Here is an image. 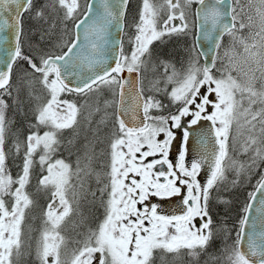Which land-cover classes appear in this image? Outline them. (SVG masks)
Returning <instances> with one entry per match:
<instances>
[{"label": "snow or ice", "instance_id": "1", "mask_svg": "<svg viewBox=\"0 0 264 264\" xmlns=\"http://www.w3.org/2000/svg\"><path fill=\"white\" fill-rule=\"evenodd\" d=\"M128 2L85 0L82 6L81 0H54L51 7L60 10L64 32L59 54L48 51L33 58L24 54L21 38L24 14L34 10V0H0V33H7L0 36V44L5 45L0 48V264H19L25 254L24 222L34 204L27 188L36 164L41 173L37 190L48 193L35 245L39 264H155L157 258L163 264L166 254L179 255L184 249L198 257L221 230L228 235L235 231L232 245L224 249L227 264H264V217L259 232L255 222L248 231L252 203L243 207L234 229L226 224L214 226L210 214L212 189L226 179L229 169L239 174L245 167L229 154L234 126L232 138L239 140L241 153L252 154L251 164L264 160V0H248L254 14L247 15V22L239 18L243 9L237 11L238 0H142L126 52L123 39H110V30H123ZM48 7L35 10V16L45 19ZM246 28L248 36L241 34ZM173 35L192 36L186 67L178 72L160 60L164 87L156 80L153 94L146 96L142 71L151 60V46ZM225 35L232 38L233 46L224 53L227 63L216 69ZM206 41L216 56L208 57ZM19 61L31 70L25 72L27 87L31 90L38 83L46 95L41 99L29 91V97L37 101L35 123L23 141L12 144L13 155L21 159L20 170L13 176L5 149L11 121L4 96L12 95L13 69ZM132 74H136L134 80ZM168 85H172L170 91ZM101 87L112 95L106 101L113 109L114 123L107 170L95 172L91 157L84 167L78 159L74 169L55 158L60 134L75 126L80 114V107L63 97L87 95ZM16 91L14 103H20L19 88ZM159 92L177 105L174 112L152 114L165 107L156 99ZM201 121L210 122V128L198 134L195 154L189 159L193 133L185 124L196 126ZM176 129L183 130V147L170 158ZM205 165L208 175L201 183ZM90 175L102 184L97 191L103 218L65 260L62 251L68 241L63 225L80 196L87 193L96 199V192L88 193L85 187L84 178ZM256 192L264 193V175L257 181ZM157 197L162 201L178 197L177 211L165 214L161 204L154 202ZM250 199H256L255 193ZM259 205L256 211L264 212V199Z\"/></svg>", "mask_w": 264, "mask_h": 264}, {"label": "rangeland", "instance_id": "2", "mask_svg": "<svg viewBox=\"0 0 264 264\" xmlns=\"http://www.w3.org/2000/svg\"><path fill=\"white\" fill-rule=\"evenodd\" d=\"M53 2L54 0H34V10L30 13L25 14V23L23 24L22 35V45L25 55H31L33 56V58H35L41 55L43 52L52 51L56 52L57 54L59 53L61 41L64 38L63 25L60 22L62 14L59 9L54 10L51 7ZM84 3L85 0H81L82 6ZM141 3L142 0H131L129 4L123 36L124 47L126 52L131 47V45L129 44V38L134 35V24L138 20V14L141 8ZM45 5H49L46 10V18H37L35 16V10L43 8ZM235 7L237 8L238 12L240 11V9H243V12L240 14L239 18L244 19L245 22H247V15L254 14L253 9L249 6L248 0H238V2L235 4ZM189 18L191 19V17ZM52 24H55V27H50ZM69 27H71L70 24ZM249 31L250 29L246 28L241 34L244 36H248ZM191 43V35H173L170 38L166 37L163 42H154V44L151 46V60L147 68L142 71V86L146 96L153 94L151 89L154 81L160 80V87H164V68L160 65V60L167 61L170 64L174 65L178 72L183 71V69L186 67V61L188 59L189 48L191 46ZM232 46V38L226 35L221 43L220 49L218 50L216 69L222 68V66L227 63L226 59L224 58V53ZM38 49L42 50V53L38 52ZM235 49L237 52L241 51V48L238 44L235 45ZM19 62H22L24 65H26V63L23 61ZM169 72H171V69H169ZM28 78L29 77H27L25 74V69H23V72L18 74L16 84H14L13 88L11 89L12 95L4 96V99L8 103V108L6 112H8V109L10 108V103H12V105L14 106L16 104L14 103V98L17 96V88H19L21 91L20 95H24V97L28 98V100H32L29 97V91H31L34 96L41 97L42 99L46 95L44 90L38 83L34 84L32 89L30 90L24 82ZM171 87L172 85H168L169 91L171 90ZM257 87H259V82L257 83ZM14 95L16 96L14 97ZM155 96L156 99L160 100L165 105V107L163 110H153V115H167L169 111H175L177 105L170 103L169 98L165 93H155ZM63 98L75 102L80 107V114L78 116L77 124L72 128H69V130L72 131L70 137H67L65 138V141H62V143H64V150H66L67 152L71 151L70 146L72 142H77L78 139L83 138L82 136L84 135L82 129L89 130L90 136L88 137L89 140H86V149L84 152L85 155H81L82 153L79 150L81 154H77L76 156L72 157L71 160H67L60 156L57 152L55 158L64 159L66 162L72 164L74 169L78 159L81 162V167H84V165L88 163L87 157H91L93 161L95 160V158H98V165L93 166L94 168H96L95 172L106 171L107 169L105 165L108 162V145L111 133L114 128L112 117L113 109L112 107L106 106V101L110 102L112 100L110 90L106 87H101L98 91L89 93L87 95L76 96L67 94ZM6 117L9 121L12 122V114L6 113ZM33 123H35V119L34 121L30 119L26 120V128L29 131L30 125ZM185 126L188 128H192V130H194L195 128L194 131L199 134L200 132L207 131L210 128V122L201 121L200 124L196 126H191L189 124H185ZM192 130L189 129V131L193 133ZM63 132L64 131H62V133ZM175 132L176 139L173 141L172 144L170 158L171 156L178 154V152L182 150L183 147V130L176 129ZM193 136L194 134L189 139V159L194 156L196 149L195 147H193L195 146V144L193 143V139H191ZM235 136L236 129L234 126L232 136H230L228 142L229 154L231 157H233L240 163H243L245 167L243 170L239 171V174H237V171L235 169H229L225 174L226 179L212 189L210 197V214L212 215V218L213 213L211 209H214L215 205L212 204V202H217L222 205L225 204L224 212L222 214V217L220 218V222L224 220V224H226L229 229L232 228L233 220L236 221V214H234L233 206H231L234 204V200L233 202H230L232 199L226 198V196L223 194H227L229 190L238 187L240 184L248 182V180L253 182L259 173L261 174L264 172V160H257L255 164H251L250 157L252 154L241 153L239 140H234L232 138ZM95 146L97 149H95ZM68 155L69 154H67V157ZM249 164H251V167H249ZM207 175V165H205V170H202L199 176V178L201 179V183L206 182ZM73 183H76L75 179L73 180ZM84 183L86 189L88 190V193L96 192V199H93V197L87 193L80 196L78 204H74V213L68 218L66 223L63 225L62 233L66 236L68 241L66 247L62 251V258L65 260H70L72 250L78 246L77 242L82 241L89 232V230L94 229L99 220L103 218V207L101 206L99 200L100 193L99 191H97L99 187H102V184H97L95 175L85 177ZM227 189L229 190L227 191ZM77 191L79 192L80 189L77 188ZM213 196H215L216 198H212ZM173 198L174 197L162 201L160 198L157 197L154 198V202L161 204V208L165 214H170L177 211L178 203L174 204ZM91 203L94 204L92 205ZM94 215H96V217ZM42 220L41 222H39L36 221L35 218H31L30 223H24L26 227V245L24 248L25 254L22 258L26 259L28 262H31L32 258L36 264H39V262L37 261L35 256V245L36 239L39 236V231L42 227ZM221 233L223 238H226L228 236V234H226L222 230ZM227 248H230V246L226 247V249ZM219 249L222 250L223 248ZM213 251V249H210V252L208 253V256L211 255V260L216 261L217 264H227V252L224 251L223 253L221 252V254L219 255H214ZM201 253L202 252H200V254ZM200 254L198 257H192L188 255V251L186 249L181 250L179 255L169 253L165 255V260L163 264H189L188 262H192V260H197L201 256ZM159 255H161V253H158L157 257H159ZM28 262L25 264H28ZM155 264H162V262L159 258H157Z\"/></svg>", "mask_w": 264, "mask_h": 264}, {"label": "trees", "instance_id": "3", "mask_svg": "<svg viewBox=\"0 0 264 264\" xmlns=\"http://www.w3.org/2000/svg\"><path fill=\"white\" fill-rule=\"evenodd\" d=\"M24 20H25V15L23 17V24L25 23ZM37 51L42 53V50H40V49H38ZM26 66H27V64L24 65L22 62H18L14 66V69H13V85L16 84L18 74L23 72V69H25V72H26V70L28 72L31 71L29 69V67L28 66L26 67ZM20 93H21V91L19 89V101H20V103H16L15 106L12 105V103H10V106H9L10 108L8 109V112H6L7 114L9 113V114L13 115L12 122L10 123L8 130H7V133H6V143H5V149L7 152H9V168L11 169L13 176H16V174L20 170L18 165L21 164V159L19 156L13 155V153L11 151L12 144L17 139L20 141H23L25 136L28 134L29 130L26 128V120L30 119V120L34 121L35 117L33 114V109L37 103V101L35 99L28 100V98L24 97V95L21 96ZM16 95H14V97ZM71 95L79 96L77 94H71ZM63 131L64 132L62 134H60L61 143H60V146L58 149L59 155L65 159H67V160H71L72 157L76 156L77 154L82 153L81 155H85L84 152L86 149V140L87 139L89 140L88 137L90 136V131L82 129L83 135H84V136H82L83 138L79 139L77 142H75V141L72 142V144L70 146L71 151H69V152L64 150V145H63L64 143H62V141L63 140L65 141V138L70 137L72 131L69 129H66ZM95 149H97L96 146H95ZM79 150L81 151V153L79 152ZM95 151H97V150H95ZM67 154H69L68 157H67ZM98 161H99V159L95 158V160L94 161L92 160V162H91V166L94 169V171H96V168H94L93 166L94 165L97 166ZM40 174L41 173H40L39 165L38 164L34 165L33 170H32V180H31L30 185L27 188V191L30 193L31 198L34 201V204L30 207V209L26 213V219L24 222L25 224L30 223L31 218H35V220L39 221V222H41V220L43 219V212H44L45 207H46L47 202H48V193L44 190H40V191L37 190V178L40 176ZM261 175H262V173L261 174L259 173L253 182L248 180V182L240 184L238 187H236L234 189H231V190L227 189V191L229 190V192L227 194H223L226 196V198L232 199L230 202H233V200H234V204L232 203L233 205H231V206H233L234 214H236V221L233 220V225H232L231 229H234V225L238 221L239 214L241 213L243 207L246 206L248 197H249L254 185L257 183L258 179L261 177ZM223 195H221V196H223ZM212 198H216V197L213 196ZM91 204L93 205L94 203H91ZM212 204H215L214 209H211L212 213H213V218L215 221L214 226H219L220 224H224V220H222V222H220V220H221L220 218L222 217V214L224 212L225 204L222 205V204L217 203V202H212ZM25 224H24V234H25V238H26ZM234 236H235L234 230L226 238H223L221 231H216L214 233L213 240L211 241L208 248L200 254L201 256L197 260H195V261L192 260V262H188V263L189 264H217L216 261H213L210 259L211 255L208 256L210 249L214 250L213 251L214 255H219V254H221V252L223 253L224 249H226V247L232 245ZM219 248H223V249L221 250ZM22 257L19 261V264L27 263L28 261L26 259H23ZM28 264H36V263L31 258V262H28Z\"/></svg>", "mask_w": 264, "mask_h": 264}, {"label": "water", "instance_id": "4", "mask_svg": "<svg viewBox=\"0 0 264 264\" xmlns=\"http://www.w3.org/2000/svg\"><path fill=\"white\" fill-rule=\"evenodd\" d=\"M130 1V0H129ZM95 2L98 4L99 3V0H95ZM129 4V2H128ZM127 8H128V5H127ZM127 12V11H126ZM126 16V15H125ZM124 27H125V17H124V21H123V30L121 32H117L116 28L113 27L110 32H111V36H110V39H115V38H121L123 37V31H124ZM7 33H0V36H3V35H6ZM5 45L3 44H0V48H3ZM211 48H212V44L210 41H206L205 42V45H204V50L207 52V55L208 57H214L216 56L215 53H213L211 51ZM201 60H202V63L204 62V57H201ZM3 66L0 65V68H2ZM127 75V74H125ZM135 76L136 74H132V78L133 80L135 79ZM76 81L73 79V85H75ZM264 175V174H263ZM260 180V179H259ZM256 188H257V184L255 185L253 191L251 192L252 193H255L256 195V199L254 201H252L250 199V196L247 200V203H252L253 204V208H252V211L250 212L249 214V220H250V225H249V228H248V231L251 232L252 231V228H251V224L252 222H255L256 224V231L259 232L262 228V225H261V219L262 217H264V212H257L256 209L260 206L259 205V201L260 199H264V193H261V192H256Z\"/></svg>", "mask_w": 264, "mask_h": 264}, {"label": "flooded vegetation", "instance_id": "5", "mask_svg": "<svg viewBox=\"0 0 264 264\" xmlns=\"http://www.w3.org/2000/svg\"><path fill=\"white\" fill-rule=\"evenodd\" d=\"M194 128V127H193ZM190 130H192V128H189ZM194 130H195V128H194ZM194 130H192L193 131V134H194V136L191 138V139H193V143L195 144V146H193V147H195L196 148V146H197V133L194 131ZM81 139V138H80ZM79 140V139H78ZM173 203L174 204H177V203H179V198L178 197H174L173 198ZM95 216V215H94ZM96 217V216H95Z\"/></svg>", "mask_w": 264, "mask_h": 264}]
</instances>
